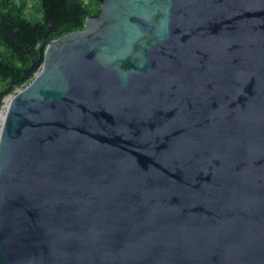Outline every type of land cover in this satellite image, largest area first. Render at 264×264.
<instances>
[{"label":"water","instance_id":"obj_1","mask_svg":"<svg viewBox=\"0 0 264 264\" xmlns=\"http://www.w3.org/2000/svg\"><path fill=\"white\" fill-rule=\"evenodd\" d=\"M24 79L0 264H264V0H103Z\"/></svg>","mask_w":264,"mask_h":264},{"label":"trees","instance_id":"obj_2","mask_svg":"<svg viewBox=\"0 0 264 264\" xmlns=\"http://www.w3.org/2000/svg\"><path fill=\"white\" fill-rule=\"evenodd\" d=\"M103 0H35V20L26 0H0V106L7 95L24 86L27 68L39 57L42 42L83 29L88 14H97Z\"/></svg>","mask_w":264,"mask_h":264},{"label":"rangeland","instance_id":"obj_3","mask_svg":"<svg viewBox=\"0 0 264 264\" xmlns=\"http://www.w3.org/2000/svg\"><path fill=\"white\" fill-rule=\"evenodd\" d=\"M26 2H27V8H26V11L29 13V14H28L29 17H30L31 19H34V20H35L37 17H40V16H41V13H40V14L37 13L36 10H35V8H33L34 3H35V0H26ZM12 94H13V92H12Z\"/></svg>","mask_w":264,"mask_h":264},{"label":"built area","instance_id":"obj_4","mask_svg":"<svg viewBox=\"0 0 264 264\" xmlns=\"http://www.w3.org/2000/svg\"><path fill=\"white\" fill-rule=\"evenodd\" d=\"M28 82V81H27ZM27 82L24 84V85H26L27 84ZM23 87V86H22ZM22 87H19V88H17L15 91H14V93H16L18 90H20ZM12 94V93H11ZM5 112V104H3V105H1L0 106V114H2V113H4ZM2 121H3V118H1L0 117V127H1V125H2Z\"/></svg>","mask_w":264,"mask_h":264},{"label":"bare ground","instance_id":"obj_5","mask_svg":"<svg viewBox=\"0 0 264 264\" xmlns=\"http://www.w3.org/2000/svg\"><path fill=\"white\" fill-rule=\"evenodd\" d=\"M8 99H9V98H8ZM7 102H8V100H7ZM0 117L3 118V117H4V113L0 114Z\"/></svg>","mask_w":264,"mask_h":264}]
</instances>
